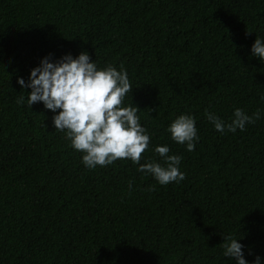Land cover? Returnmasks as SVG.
<instances>
[{
    "label": "trees",
    "instance_id": "obj_1",
    "mask_svg": "<svg viewBox=\"0 0 264 264\" xmlns=\"http://www.w3.org/2000/svg\"><path fill=\"white\" fill-rule=\"evenodd\" d=\"M251 32V34H248ZM264 0H0V264H264ZM86 51L98 70L127 72L122 107L137 106L150 137L140 164L182 157L185 179L161 185L131 159L89 169L43 102L22 89L51 54ZM24 97L23 103H18ZM236 108L260 119L217 131ZM195 118L188 151L171 138ZM132 188H129V183ZM152 189V190H149Z\"/></svg>",
    "mask_w": 264,
    "mask_h": 264
},
{
    "label": "clouds",
    "instance_id": "obj_2",
    "mask_svg": "<svg viewBox=\"0 0 264 264\" xmlns=\"http://www.w3.org/2000/svg\"><path fill=\"white\" fill-rule=\"evenodd\" d=\"M251 53L264 61V41L256 37ZM17 83L22 89H31L27 92L29 107L43 102L45 108L54 113L60 110L53 116L54 127L60 131L67 130L66 138L75 150L84 154L82 162L89 169L131 159L139 165L138 171L152 175L161 185L185 179V174L179 171L182 157L168 155V146L155 148L162 163L153 160L140 164L142 154L149 147L150 137L139 123L137 112L140 109L121 106L126 94L132 91L123 66L119 71L111 65L98 70L86 51L76 58L67 54L55 61L49 54L30 71L28 82L18 78ZM23 102L24 97H20L18 103ZM206 118L222 134L226 130L235 133L260 119V110L248 115L243 109L236 108L230 122L206 110ZM195 123L193 116L182 114L172 121L167 131L175 142L186 143L187 150L193 151L195 142L199 140ZM129 188H132L131 182ZM221 246L225 257L234 258L236 264H249L242 251L245 246L233 236H224ZM252 264H261V257L256 256Z\"/></svg>",
    "mask_w": 264,
    "mask_h": 264
}]
</instances>
